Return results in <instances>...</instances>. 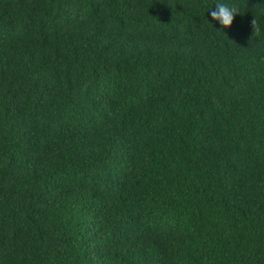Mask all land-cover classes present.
Returning a JSON list of instances; mask_svg holds the SVG:
<instances>
[{"label":"trees","instance_id":"1","mask_svg":"<svg viewBox=\"0 0 264 264\" xmlns=\"http://www.w3.org/2000/svg\"><path fill=\"white\" fill-rule=\"evenodd\" d=\"M0 264H264V0H0Z\"/></svg>","mask_w":264,"mask_h":264},{"label":"clouds","instance_id":"2","mask_svg":"<svg viewBox=\"0 0 264 264\" xmlns=\"http://www.w3.org/2000/svg\"><path fill=\"white\" fill-rule=\"evenodd\" d=\"M209 14L212 20L219 22L222 28H231L235 17L239 14V7L235 4L217 3ZM253 26L255 28V21Z\"/></svg>","mask_w":264,"mask_h":264}]
</instances>
